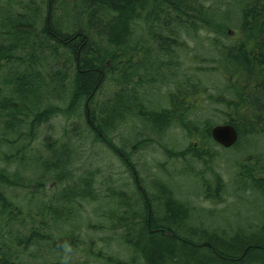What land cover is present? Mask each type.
<instances>
[{"label":"trees","instance_id":"16d2710c","mask_svg":"<svg viewBox=\"0 0 264 264\" xmlns=\"http://www.w3.org/2000/svg\"><path fill=\"white\" fill-rule=\"evenodd\" d=\"M227 1L47 0L45 17L37 11L19 14L11 4L6 12L0 7V70L6 74L0 85V264H18L14 259L16 250L26 251L29 245L38 243L48 244L58 256L55 264H68L66 248L75 252L79 240L66 234H46L49 221L56 224L57 230L69 223L74 206L96 200L109 203L93 191L92 178L68 182L73 175L72 154L65 144L55 146V141L47 146V156L28 150L43 122L56 115L77 119L82 106L87 130L119 156L132 173L136 190L128 201L127 197L120 200L119 215H113L117 213L114 209L108 216L113 232L119 236L116 249L113 253L89 252L82 264H264V150L246 155L238 164L242 186L255 190L262 201L252 211V220L245 218L243 226L228 232L190 224L193 209L176 197L171 183L156 180L153 193L147 191L135 174L130 154L114 144L108 134L132 111L130 103L137 102L136 86L162 80L160 58L182 48L181 34L209 27L215 33L210 39L215 52L210 61L215 63L213 70L224 77L217 97L208 94L200 78L188 77L170 95V107L145 111L138 103L133 105L140 107L135 115L159 133L175 121L188 134L202 131V144L207 149L194 144L182 150L163 146L170 159L206 164L212 146L218 145L210 135L215 123L205 120L198 126L186 119L197 109L196 99L200 96L216 97L212 99L222 106L218 111L223 122L236 128L238 141L232 148L264 137V0H231L237 4L239 35L225 43L219 36L228 39V29L224 21L214 18H223L218 13ZM138 30L145 35L134 38ZM151 45L155 46L153 54L147 48ZM107 83H113L117 90L109 103L100 105L96 117L90 108ZM13 134L27 141L18 143ZM27 166L42 171H38V181H25L19 176V169ZM47 180L67 182L60 197L64 205L60 211H52L48 219L42 208L35 220L32 211L39 199L36 194L44 190ZM213 182L219 191L221 179L216 176ZM32 184L38 191L20 200L11 199L4 191L6 187L33 190ZM207 184L205 198L216 199Z\"/></svg>","mask_w":264,"mask_h":264},{"label":"rangeland","instance_id":"374dc122","mask_svg":"<svg viewBox=\"0 0 264 264\" xmlns=\"http://www.w3.org/2000/svg\"><path fill=\"white\" fill-rule=\"evenodd\" d=\"M9 4L19 14L37 11L43 17L46 16L47 0H11V3L7 0H0V7H4L5 12L9 9ZM234 4L237 6L234 1L228 0L226 4L220 5L218 17L221 14L223 18H214L217 22L224 21L223 24L228 29V39L219 36L220 40L225 43L229 42L230 38H236L239 35V15ZM213 32V29L209 27H200L197 33L190 35L183 32L181 34V41L184 42L182 48H175L171 56L160 58V64L163 61V65L159 68L162 80L160 78V81L156 82L154 79L152 83L150 81V86L146 82L143 85H137L135 89L137 102L130 103L132 111L126 113L116 128L108 131V134L114 144L130 154L135 174L139 180L141 179V185L147 191L153 193V185L156 180L171 183L176 197L188 203L191 210L193 209L190 224L201 228L214 229L215 227L232 232L237 226H243L245 218L250 217L252 220V211H256L257 205L262 201L255 190L246 189L242 186L243 184L239 181L241 171L238 164L243 162L246 155H257L264 150V137L256 139L251 144L243 142L236 148L213 145L211 148L213 157L209 156L206 164L186 158L170 159L164 152L163 146L171 150H182L189 144H194L203 150L207 149V146L202 144V131L199 134H188L175 121L163 132H155L138 114L135 115L140 107L133 108V105L138 103H141L138 105H142L145 111L170 107V95L174 94L179 84L187 81L188 77L200 78L202 84L207 87L208 94L217 97V90L222 87L224 77L220 71L213 70L215 63L210 61L215 55L210 45V39L215 35ZM140 35H145V32L138 30L134 38ZM147 48L151 49L152 54L154 53L155 46L151 45ZM139 55L140 58L143 57L142 53ZM4 70L6 69L4 68ZM4 72L0 70V73H3L0 76L1 86L3 85L1 83L2 77L6 75ZM132 85L134 86V84ZM116 90L113 83H107L102 92L97 95L96 103L90 108V112L98 117L100 105L109 103ZM212 98L210 99L208 96L198 97L196 99L199 104L197 109L195 112H191L186 119L198 126H201L205 120L215 124L224 123L223 115L218 111L222 109V106ZM188 101L191 102V99ZM82 109L81 114L78 113L77 119H66L56 115L43 122L38 128L37 136L31 141L28 148L32 153L39 152L47 156L49 154V150L46 151L47 146L53 145L55 141H57L55 146L61 143L65 144L66 148L69 149L67 152L72 154L70 156L71 166H69L73 175L68 179V182L79 177L92 178L93 191L109 202L105 204L96 200L74 206L72 212L69 213L72 214V217L67 219L69 223H65L63 227H58L57 230L56 224L49 221V226L44 229L46 234L53 236L66 234L77 237L79 240L75 252L71 247L66 248L69 258L68 264H82L88 260L87 253L89 252L92 255L97 254L100 250L113 253L119 236L113 232L108 216L114 209H117V213L113 215H119L118 211L122 209L119 206L120 200L127 197L126 201H128L129 196L136 194L132 173L119 156L103 143L94 139L93 134L87 130L85 114L83 115ZM73 123H76L74 131H72ZM13 136L18 139V143L27 141L26 138L21 139L17 134H13ZM35 169L33 167L31 170L29 166L20 168L19 176L23 177L25 181L36 182L39 178V172L42 171L38 169V172ZM199 176L202 177L200 180L198 179ZM216 176L221 179L219 191H216V185L212 184ZM206 184L210 188L209 193L216 194V199L205 198L207 197L204 192ZM32 185L33 190L6 187L4 191L11 199L20 200L23 195L31 191H38L37 188L34 189V184ZM66 185L67 182L64 181L47 180L44 190L36 194L39 199L35 209H33L34 211H32V218L35 216L36 220L37 211L40 215L42 208L44 209L43 216H47V219L54 214L52 211H60L63 204L60 197ZM25 210L28 211V208L26 207ZM101 225L103 227H100ZM27 227H29L28 223ZM17 228L27 233L25 227L18 225ZM70 229H74L75 232H70L72 231ZM60 230L61 232H59ZM48 247V244L38 243L37 246L29 245L26 251L19 248L16 250L15 262L18 264H55L58 256Z\"/></svg>","mask_w":264,"mask_h":264},{"label":"water","instance_id":"95a60500","mask_svg":"<svg viewBox=\"0 0 264 264\" xmlns=\"http://www.w3.org/2000/svg\"><path fill=\"white\" fill-rule=\"evenodd\" d=\"M214 142L224 148H230L238 141V133L234 125L222 123L214 125L210 130ZM209 246L208 243H204Z\"/></svg>","mask_w":264,"mask_h":264},{"label":"bare ground","instance_id":"6f19581e","mask_svg":"<svg viewBox=\"0 0 264 264\" xmlns=\"http://www.w3.org/2000/svg\"><path fill=\"white\" fill-rule=\"evenodd\" d=\"M163 231V230H162Z\"/></svg>","mask_w":264,"mask_h":264}]
</instances>
